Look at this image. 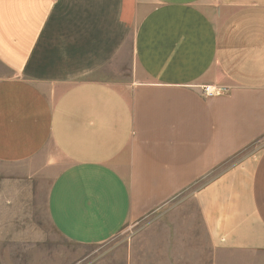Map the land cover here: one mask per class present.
Segmentation results:
<instances>
[{
	"label": "crops",
	"instance_id": "0c3cea01",
	"mask_svg": "<svg viewBox=\"0 0 264 264\" xmlns=\"http://www.w3.org/2000/svg\"><path fill=\"white\" fill-rule=\"evenodd\" d=\"M0 65V168L51 177L62 239L169 211L200 264H264V0H0Z\"/></svg>",
	"mask_w": 264,
	"mask_h": 264
},
{
	"label": "rangeland",
	"instance_id": "374dc122",
	"mask_svg": "<svg viewBox=\"0 0 264 264\" xmlns=\"http://www.w3.org/2000/svg\"><path fill=\"white\" fill-rule=\"evenodd\" d=\"M3 72L0 65V77ZM263 146L264 140L257 142L255 151ZM23 172V168H0V182L8 177L21 179L15 192L21 202H17L10 215L2 217L0 213L3 219L0 220V264H200L199 252L187 253L184 231L170 225L169 211L161 217L153 215L126 225L103 245L79 246L62 239L50 225L45 211L51 177L42 174L31 178L29 191L24 187ZM13 191L0 187L2 199L15 196ZM28 197L30 201L24 203ZM29 230L31 238L27 242L25 235Z\"/></svg>",
	"mask_w": 264,
	"mask_h": 264
},
{
	"label": "built area",
	"instance_id": "2783aa9c",
	"mask_svg": "<svg viewBox=\"0 0 264 264\" xmlns=\"http://www.w3.org/2000/svg\"><path fill=\"white\" fill-rule=\"evenodd\" d=\"M220 90L215 91L214 89H210L209 87L203 88V93L206 97H212L220 95Z\"/></svg>",
	"mask_w": 264,
	"mask_h": 264
}]
</instances>
